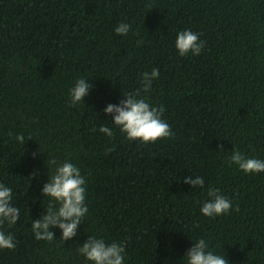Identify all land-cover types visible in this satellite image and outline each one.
<instances>
[{
	"label": "trees",
	"instance_id": "trees-1",
	"mask_svg": "<svg viewBox=\"0 0 264 264\" xmlns=\"http://www.w3.org/2000/svg\"><path fill=\"white\" fill-rule=\"evenodd\" d=\"M120 23L131 25L126 36ZM186 29L207 42L199 56L176 50ZM153 68L160 76L144 93ZM81 77L94 88L71 105ZM137 91L164 107L173 137L129 142L112 125L105 107ZM233 149L264 160V0H0V183L20 207L17 224L0 229L17 241L0 264H88L78 248L89 236L122 241L125 264H187L201 238L229 264H264V173L230 166ZM52 159L88 179L89 212L71 241L59 229L37 241L31 229L47 210ZM208 187L232 200L229 214H201Z\"/></svg>",
	"mask_w": 264,
	"mask_h": 264
},
{
	"label": "clouds",
	"instance_id": "clouds-1",
	"mask_svg": "<svg viewBox=\"0 0 264 264\" xmlns=\"http://www.w3.org/2000/svg\"><path fill=\"white\" fill-rule=\"evenodd\" d=\"M130 30L131 25L127 23H120L115 27L118 36H126ZM206 43L201 41L199 33L186 29L177 33L175 47L180 56L189 54L199 56ZM159 76V68L142 73L144 93H150L153 81ZM89 81L91 80H86L84 77L75 81L74 86L69 90L71 105L84 104V98L88 96L89 90L94 88ZM122 96L118 104H108L104 114L112 117V125L119 128L120 133L129 142L156 143L158 140L170 139L175 135L171 126L162 119L165 111L163 106L151 104L139 91ZM99 132L109 138L115 136L113 129L104 124L99 127ZM9 136H12L11 132ZM12 138L22 147L26 143L23 133ZM114 149L115 146L108 151ZM219 152H223L222 148ZM227 163L230 166H237L246 175L264 173V160L250 158L238 149L232 150ZM49 166H52L54 171L51 175L48 171V178L41 192L43 198H48L47 210L43 209L40 218L32 221V233L37 241L50 242L55 239L51 230L59 229L62 233L61 241H71L78 236V227L84 224V218L89 212L86 204L88 179L87 176L82 175L81 169L76 164L68 160L61 163L52 159L46 165L48 170ZM37 176L38 172L34 171L29 182ZM183 182L195 189L205 187L203 176H187ZM206 192L207 199L201 203L200 208L204 217L214 218L229 214L233 210L232 200L222 194L218 188L208 187ZM14 203L13 189L5 183H0V229L5 224L13 226L19 221L20 207L13 206ZM235 211H239L238 206ZM193 245L184 257L187 264H229L224 251L222 254L213 251L207 240L198 239ZM16 247L17 241L14 236L0 230V250L13 251ZM78 252L88 264H125L126 246L122 241L108 243L102 237L89 236L83 246H79Z\"/></svg>",
	"mask_w": 264,
	"mask_h": 264
}]
</instances>
